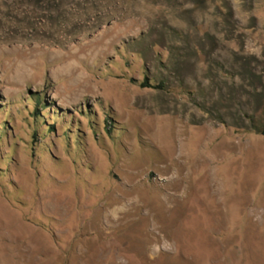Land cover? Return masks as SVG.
I'll list each match as a JSON object with an SVG mask.
<instances>
[{"label": "rangeland", "instance_id": "obj_1", "mask_svg": "<svg viewBox=\"0 0 264 264\" xmlns=\"http://www.w3.org/2000/svg\"><path fill=\"white\" fill-rule=\"evenodd\" d=\"M263 128L264 0H0V264H264Z\"/></svg>", "mask_w": 264, "mask_h": 264}, {"label": "trees", "instance_id": "obj_2", "mask_svg": "<svg viewBox=\"0 0 264 264\" xmlns=\"http://www.w3.org/2000/svg\"><path fill=\"white\" fill-rule=\"evenodd\" d=\"M142 87H143V88H149L150 86H147V84H145V85H143ZM260 135H261V136H264V128H263V130L261 131Z\"/></svg>", "mask_w": 264, "mask_h": 264}]
</instances>
